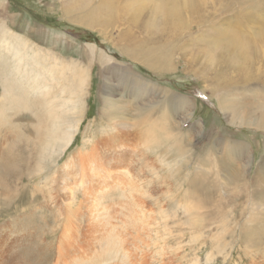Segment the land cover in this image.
<instances>
[{"label": "rangeland", "instance_id": "1", "mask_svg": "<svg viewBox=\"0 0 264 264\" xmlns=\"http://www.w3.org/2000/svg\"><path fill=\"white\" fill-rule=\"evenodd\" d=\"M0 264H264V0H0Z\"/></svg>", "mask_w": 264, "mask_h": 264}, {"label": "bare ground", "instance_id": "2", "mask_svg": "<svg viewBox=\"0 0 264 264\" xmlns=\"http://www.w3.org/2000/svg\"><path fill=\"white\" fill-rule=\"evenodd\" d=\"M175 7H176V5H175V1L173 2V5L171 6V8H173V9H175ZM171 10V9H170ZM173 11V10H172ZM171 11V12H172ZM105 57V56H104ZM6 88V87H5ZM4 86H3V95L4 96H6L7 94L5 93V91H4ZM8 89H9V87H8ZM28 89V88H27ZM30 89V88H29ZM10 90V89H9ZM13 93V92H12ZM21 93V95H22V92H20ZM30 93V92H29ZM21 95H20V97L19 98H21ZM11 97H13V96H11ZM22 97H23V95H22ZM19 100H21V99H19ZM22 100H23V98H22ZM25 100H23V102H24ZM14 102V101H13ZM18 102H20V101H18ZM25 102H27V101H25ZM16 103V102H15ZM20 104V103H19ZM23 104V103H22ZM27 104H29V103H27ZM19 108V107H18ZM130 128V127H129ZM134 133V132H133ZM138 138V137H137ZM70 141V140H69Z\"/></svg>", "mask_w": 264, "mask_h": 264}]
</instances>
